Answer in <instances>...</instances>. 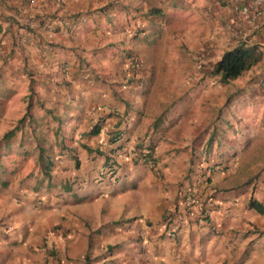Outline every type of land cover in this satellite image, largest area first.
Instances as JSON below:
<instances>
[{
	"label": "crops",
	"instance_id": "crops-1",
	"mask_svg": "<svg viewBox=\"0 0 264 264\" xmlns=\"http://www.w3.org/2000/svg\"><path fill=\"white\" fill-rule=\"evenodd\" d=\"M185 1L201 4L199 15L205 16L207 3L221 12L224 28L209 37L213 62L240 41L261 46L263 57L254 68H260L262 76L252 83L242 105L248 109L255 104L263 116L261 125L234 127V133L221 131V126L218 130L224 135L215 139L210 157L199 163L202 169L192 177L193 186L189 182L178 187L183 170L172 166L173 158L160 161V147L157 150L153 143L156 140L140 139L148 130V121L140 113L143 89L139 69L134 70L130 61L132 53L141 51L144 36L158 34L161 22L174 10L173 1L0 0V133L20 119L18 115L13 117L18 107L14 102H24L31 119L27 121H33L31 127L36 132L45 121L77 135L74 149L85 155L83 172L71 175L75 161L61 157L53 171L60 182L81 174L95 176L96 170L111 160L119 173L141 179L155 193L149 200L134 201L138 206L126 216L121 188L106 198L95 194L93 207L69 206L62 212L52 202L36 205L31 197L36 188L26 180L29 173L22 169L24 175H15L8 172V164H3L0 191L6 192L2 202L6 215L0 236L6 238L2 245L7 247V264H66L65 256L71 263L79 256L84 264L86 251L90 254L95 248L93 235L97 241L104 225H115L122 231L126 224L134 238L129 242H134V250L127 247L130 239L104 246L100 243L102 252L106 245L119 244L110 257L113 259L100 261L264 264V13L250 24L233 11L229 0ZM154 8L159 9L158 14L152 12ZM78 14L86 17L80 24L75 18ZM201 20L204 18H200L198 27ZM197 35V52L206 53L205 29ZM235 110L232 104L229 112ZM1 119L9 126H4ZM96 124L99 133L89 134ZM27 126L25 122L21 129ZM147 146L156 167L164 171V180L148 165L132 163L134 151L144 157L141 151L145 152ZM65 150L72 148L67 145ZM2 152L6 154L7 150ZM41 173L40 195L47 188L51 194H58L60 186L52 185L57 177L48 179ZM205 177L209 179L204 181ZM189 193L196 198L191 205L184 199ZM254 203L261 205L263 212H258Z\"/></svg>",
	"mask_w": 264,
	"mask_h": 264
},
{
	"label": "rangeland",
	"instance_id": "rangeland-1",
	"mask_svg": "<svg viewBox=\"0 0 264 264\" xmlns=\"http://www.w3.org/2000/svg\"><path fill=\"white\" fill-rule=\"evenodd\" d=\"M171 1L174 3V10L164 19L165 21L161 22L162 28L159 23L158 34L144 36L141 51L132 54L143 61L139 67L138 76L143 89V104L140 113L144 114L148 121V130L140 136V139L143 142H151V138L156 140L153 143L157 150L160 147L158 150L160 161L165 162L173 158L172 166L180 172L183 170L182 177L177 182L178 187H180L191 182L192 177L200 170L199 163L210 157L215 139L224 135L218 130L221 126L224 128L221 131L226 129L234 133V127L262 124L263 114L261 108L258 110L253 103L248 106V109H245V105H242L252 83H255L262 76V70L252 67L251 70L244 72L228 84H222L217 77L210 76L209 73L215 60L212 58L213 46L209 37L217 36L219 31L224 28L225 22L220 19L221 12L214 10L213 5L210 6L207 3L205 4L207 13L203 16L197 12L201 4H196V2L188 4L185 0ZM227 8L230 10V7ZM227 8L226 10H228ZM202 17L204 20L200 21V27H198L199 20ZM228 20L229 17L225 19V21ZM202 28L205 29L208 37L205 47V50L208 49L206 53L197 52V33ZM1 97L3 98L5 95ZM14 104L18 107L13 117L18 115L21 118L26 110V103L18 101ZM38 104L40 102H34V105ZM232 104L238 110L230 113ZM1 120L4 126H9L5 120ZM25 122L28 126L16 131V134L11 137L5 139L3 138L5 132L0 133V175L3 171H1L3 164H8L10 166L8 172L15 175L22 176L24 171L21 172V170H26L29 173L26 180L31 181L34 188H36L31 192V197H34V201L36 200L35 203L42 205L52 202L57 209L66 212L69 206L93 207L96 200L92 197L95 194H102L106 198L121 188L122 197L126 200L122 206L123 215L126 216L130 209L138 206V204H133L134 201L139 203L140 201L149 200L155 194L154 189L143 185L141 179L128 177L127 175L123 176L120 174L121 171L120 173H111L110 168L114 167L116 163L109 160L108 167L104 164L100 166L96 170L95 176L81 174L78 177L71 176L68 178L69 180L73 179L76 190L54 195L46 189L40 195V185H43L41 171L45 164L53 165L52 168L45 169V172L48 171L50 176H56L53 172L54 168L61 161V157L66 156V159L70 162L75 161V165L70 167L71 172H73L71 175H74L83 172L85 155L79 154L74 149L75 141L78 139L77 135L69 133L66 129L64 130L60 124V127L58 125L49 126V122L44 121L43 127L38 128V132H36L37 129L31 127L33 121H27L26 119ZM56 133L57 135H55ZM56 141H58V144H56ZM67 145H70L72 150L64 151ZM56 147L57 149H55ZM4 150H7V153L1 155ZM76 156L80 159V166L79 163L77 166L79 161L76 160ZM188 158H190V162ZM185 162H189V164L182 165ZM150 170L154 174L156 173L154 170ZM172 174L175 173L172 172ZM46 175L44 173V176ZM179 175L181 173H178ZM155 176H158L160 180H164L162 178L164 171L163 175L155 174ZM56 177L52 185H59L60 176ZM68 182L66 178V181L60 185H63V183L64 185L68 184ZM35 185L38 187H35ZM50 189H54V187ZM5 196L6 192L0 191V224H3L6 215L2 211V202ZM76 199H81V201L76 202ZM125 227L120 231L116 229L115 225H104L99 240L94 239L96 235L92 236L91 239L95 248L91 249L92 251L89 254L90 264L112 263V260L106 262L96 260V256L102 252V248L106 243H116L130 239L127 242V247L131 252L134 250V242L129 245V242L134 238L129 235L128 224ZM125 230L128 233L127 235ZM75 238L78 237L75 236ZM100 243H103V246ZM6 252L7 247L3 246L2 241H0V264H7L10 260L6 258ZM64 259L67 260L66 264H81L79 256L74 258L72 263L69 262L68 256H65ZM122 259L125 261L126 258L122 257ZM49 264H54V262L51 261ZM116 264H118V260ZM127 264L131 263L127 261Z\"/></svg>",
	"mask_w": 264,
	"mask_h": 264
},
{
	"label": "trees",
	"instance_id": "trees-1",
	"mask_svg": "<svg viewBox=\"0 0 264 264\" xmlns=\"http://www.w3.org/2000/svg\"><path fill=\"white\" fill-rule=\"evenodd\" d=\"M230 4H231V0ZM154 14H158L159 9L154 8L152 11ZM261 16H258L256 19H254L251 23L256 21ZM250 23V24H251ZM132 56V55H131ZM263 57V50L261 46H259L256 43H248L245 41L238 42L235 46L225 50L220 58L213 63V66L211 68V72L209 73L212 77H217L220 83L222 84H228L232 80H235L239 76H241L244 72L250 70L252 67L256 66ZM132 67L135 65L134 62H131ZM29 108H27L26 113L24 116H22L17 123L14 125V127L10 128L7 132L4 133L3 138L11 137L12 135L16 134V131L20 130L23 126V123L26 121V119L31 120L29 117ZM60 127V126H59ZM100 127L99 125H94L92 129L88 132L91 135H96L99 133ZM43 150V149H42ZM41 152V151H40ZM43 157V155H42ZM150 157V156H149ZM51 164H45L43 166L44 173L47 174V177L50 178L48 171L45 172V169H49ZM50 172V171H49ZM206 175L205 174H201ZM209 179V177H205V180ZM191 185V182L190 184ZM193 186V185H191ZM253 207L258 212H263V208L261 205L254 203ZM119 244L115 245H106V249H104L103 252H101L99 255L96 256V260L100 261L102 259H108L112 257L113 250L118 248ZM53 254L52 252H50ZM90 256L89 254L84 255V264H90ZM104 264V263H100Z\"/></svg>",
	"mask_w": 264,
	"mask_h": 264
},
{
	"label": "built area",
	"instance_id": "built-area-1",
	"mask_svg": "<svg viewBox=\"0 0 264 264\" xmlns=\"http://www.w3.org/2000/svg\"><path fill=\"white\" fill-rule=\"evenodd\" d=\"M231 7L233 11L241 15L248 23H251L258 16H261L264 13V0H231ZM76 22L80 24L82 21L86 20V17L83 14L76 15ZM135 63L140 64L141 61L137 58L133 59ZM186 204L191 205L196 202V198L191 194L186 196ZM213 231L216 230V227H211Z\"/></svg>",
	"mask_w": 264,
	"mask_h": 264
},
{
	"label": "clouds",
	"instance_id": "clouds-1",
	"mask_svg": "<svg viewBox=\"0 0 264 264\" xmlns=\"http://www.w3.org/2000/svg\"><path fill=\"white\" fill-rule=\"evenodd\" d=\"M134 58H137V59H139L140 61H141V63L140 64H137V63H135L134 62ZM130 61L131 62H134L135 63V65L133 66V69L134 70H137V69H139V67L142 65V63H143V61H142V59H140L139 57H135L134 55H132V56H130ZM137 151H134V156H133V158H135V160H134V162H132V163H135V164H144V165H148L152 170H154L157 174H160V170L158 169V167H156V163H155V158L153 157V155H152V153H151V150H150V147L149 146H147L146 147V151L145 152H143V151H141V154H144V157H142V156H140L139 154H137V155H135V153H136ZM150 156V157H149ZM107 167H108V165H106ZM53 167V165H51L50 166V168H52ZM42 168V167H41ZM222 168V167H221ZM202 168L200 167V170H201ZM110 170H111V173H116V172H118V168L116 167V164H115V166L114 167H111L110 168ZM42 172H43V175H44V171H43V169H42ZM121 175H122V173H120ZM50 176V175H49ZM46 178H48L47 177V175L45 176ZM51 177L52 176H50V178H48V179H51ZM68 181H69V179H67ZM64 181H66V179H63L60 183H59V185L60 184H62V182H64ZM204 181H205V179H204ZM71 185H72V187H71ZM62 186V187H61ZM76 187V185H75V182L74 181H69L68 182V184H65L64 185V183H63V185H60V189H58V194H60V193H63V192H68V191H72V189H74ZM47 190H48V188H47ZM193 195V194H192ZM194 197H195V195H193ZM185 199V201H186V197L184 198ZM36 201V200H35ZM186 203V202H185ZM194 204V203H193ZM36 205H38V206H40L41 204H37L36 203ZM169 215L170 214H167V217H169ZM167 217H166V219H167ZM0 226H2V224H0ZM6 240V238L5 237H3V236H0V241H2V244H4V241ZM6 247V246H5ZM55 254H56V250H55Z\"/></svg>",
	"mask_w": 264,
	"mask_h": 264
}]
</instances>
